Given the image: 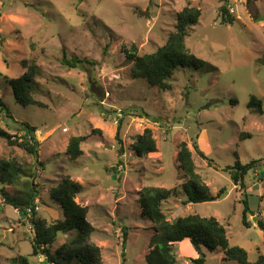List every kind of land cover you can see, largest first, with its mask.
Returning <instances> with one entry per match:
<instances>
[{"label":"rangeland","instance_id":"rangeland-1","mask_svg":"<svg viewBox=\"0 0 264 264\" xmlns=\"http://www.w3.org/2000/svg\"><path fill=\"white\" fill-rule=\"evenodd\" d=\"M188 4L201 15L186 46L208 65L177 69L168 90L134 77V61L127 58L132 46L139 56L156 51ZM223 5L231 23L222 22ZM65 59L82 62L69 65ZM23 61L37 66L34 97L43 106H23L14 98L7 78L26 70ZM252 95L261 99L260 107H247ZM0 100V128L17 138L25 124L35 126L39 141L36 158L0 137V160L14 159L34 175L36 217L47 223L62 217L50 189L66 176L83 185L76 201L88 207L94 227L89 241L101 248L102 264H148L154 230L138 203L145 186L177 187V195L162 204L168 219L213 216L250 261L264 255V229L253 220L264 221V0H0ZM145 128L157 148L137 156L133 144ZM241 134L251 136L241 140ZM78 135L87 139L83 154L73 159L66 148ZM182 141L210 192L225 187L226 195L182 203L185 177L176 159ZM237 158L243 164L261 159L258 169L246 173L245 190L225 170ZM0 186L8 194L21 188ZM242 191L254 212L249 227L242 224ZM31 237L27 218L0 194V264H23V257L43 264V254L32 255ZM70 238L72 233H60L51 251ZM174 250L177 264H196L199 257L203 264H238L222 251L198 252L187 239Z\"/></svg>","mask_w":264,"mask_h":264},{"label":"trees","instance_id":"trees-1","mask_svg":"<svg viewBox=\"0 0 264 264\" xmlns=\"http://www.w3.org/2000/svg\"><path fill=\"white\" fill-rule=\"evenodd\" d=\"M221 11L223 13L222 22L231 23L233 19L225 5L221 7ZM200 15V8L189 4L184 6L177 13L170 37L154 52L139 56L136 53V45H133L131 51L126 52L127 58L134 61L133 76L145 78L160 90H168L172 88L169 80L177 69L185 67L200 69L208 65L206 61L191 53L186 46L188 31L198 23ZM65 61L69 65H75L73 63L77 61L82 62V60H74L72 63L67 59ZM22 64L26 70L20 76L7 78L14 98L23 106H43L42 102L34 97L37 83L35 80L37 66L34 62L28 63L27 61H23ZM261 105V99L254 95L250 97L247 103L249 109ZM0 106L3 107L1 100ZM35 131V126L25 124L23 134L16 138L0 128V137L5 138L9 144L17 145L29 155L38 158L39 141L36 138ZM93 131H96V129H93ZM246 137L243 134L239 136L241 140ZM115 138L120 144L118 155H121L123 154V148L120 137V123H118ZM86 139L87 136L85 135L72 137L68 142L66 154L73 159L81 156L83 154L81 144ZM156 148V142L150 128H145L133 144V150L137 156L155 152ZM194 148L198 154L204 156L195 144ZM176 159L178 167L185 177V181L181 184L184 193L183 204L213 201L226 195L225 187L220 188L215 194L210 192L208 185L196 171L191 150L185 141L179 143ZM260 162L261 159H253L243 164L237 158L235 163L227 166L225 170L229 172L232 182L241 190H245L244 178L246 173L251 169H258L261 166ZM28 177L31 179H26ZM33 177L34 175L27 172L16 160H0V183L15 186L20 183L21 185L16 194H8L3 186H0V194L6 204L12 205L19 211L22 218H27V221H29L30 232L32 233L30 238L32 255L43 254V264H102L101 248L89 241L94 227L87 219L88 207L76 201V197L83 190V185L66 176L50 189L49 197L61 208L62 217L54 222L47 223L45 220L36 217V199L39 189L33 181ZM178 191L177 187L145 186L138 192V203L142 214L150 219L154 230L151 247L145 254V260L148 264H177L175 244L185 239L189 240L198 252H201L204 247L212 252L222 251L226 258L234 260L238 264H264V255H259L255 261H250L248 252L243 247L231 245L225 226L213 216L206 217L193 213L179 216L175 220L168 219L163 211L162 204L169 197L176 196ZM242 195L243 198L240 200L243 204L242 224L249 227V216L253 215L254 212L249 208L246 192L242 191ZM260 221L262 229H264V221ZM60 233H72V238L61 244L55 252H52L51 247ZM122 234L124 244L126 241L125 228ZM22 261L23 264H29L24 257ZM194 261L196 264H203L205 259L199 257ZM121 264H124L123 261Z\"/></svg>","mask_w":264,"mask_h":264},{"label":"water","instance_id":"water-1","mask_svg":"<svg viewBox=\"0 0 264 264\" xmlns=\"http://www.w3.org/2000/svg\"><path fill=\"white\" fill-rule=\"evenodd\" d=\"M253 220L257 222V226L262 227L261 221L260 220L257 221L256 216H253Z\"/></svg>","mask_w":264,"mask_h":264},{"label":"crops","instance_id":"crops-1","mask_svg":"<svg viewBox=\"0 0 264 264\" xmlns=\"http://www.w3.org/2000/svg\"><path fill=\"white\" fill-rule=\"evenodd\" d=\"M192 204V203H191Z\"/></svg>","mask_w":264,"mask_h":264}]
</instances>
